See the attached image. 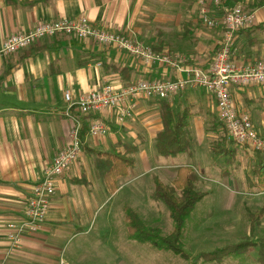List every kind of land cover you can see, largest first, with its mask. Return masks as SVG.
Masks as SVG:
<instances>
[{
  "label": "crops",
  "instance_id": "0c3cea01",
  "mask_svg": "<svg viewBox=\"0 0 264 264\" xmlns=\"http://www.w3.org/2000/svg\"><path fill=\"white\" fill-rule=\"evenodd\" d=\"M199 1L0 0V49L6 38L26 33L39 23L83 17L94 27L127 35L156 53L180 59L176 66L145 63L115 47H101L91 40L80 41L71 36L41 39L14 55H0V264H68L61 254L63 246L71 239L90 235L86 230L90 222L96 220L99 206L106 200L114 199L136 182L128 198H141V183L143 190V184L148 182L143 180L148 179L149 172L165 170L172 174L168 184L160 172L152 173L149 181L153 191L145 195L150 201L161 202L153 196L155 180L171 185L179 167L193 170L191 163L178 165L171 161L176 156L163 158L155 151V138L163 128L162 99L139 100L133 117L121 124L116 123L110 110L105 111L99 118L108 131L95 138L87 134V118L75 109L67 110L64 94L69 92L76 99L109 82L124 86L138 80L174 81L185 78L182 70L186 67L207 70L214 59L221 29H208L203 25ZM201 1L209 8L210 15L220 17L222 6L232 0ZM218 2L222 6L216 5ZM243 6L251 9L247 10L254 14L255 20L250 30L235 36L233 54L236 63L247 65L264 60V0H245ZM231 99L234 108L247 113L254 128L264 132V86L233 87ZM163 101L176 112L187 109L189 129L193 139V131L198 137V149L205 143L209 152L227 166L236 161L239 151L249 153L246 155L250 156L253 170L256 152L247 148L227 145V149L233 151L231 161L229 155L213 153L212 145L220 139L215 131H208L214 126L213 122L219 120L211 94L187 87ZM70 117L79 120L82 129H86L83 137L80 134V155L57 179L41 229L33 236H24L19 245L12 248L7 241V225L24 218L34 186L68 142ZM228 140L233 143L229 137ZM194 151L183 155L192 162ZM101 153H120L134 161L128 173L114 182L115 190H111L110 183L97 172L95 162ZM227 177V172L222 170L220 178L226 180ZM253 180L256 184L247 180L246 189L258 186L264 190L256 178ZM217 184L212 190L220 189ZM197 189L204 193L201 200L210 193V189L200 190L198 184ZM126 208L140 216L130 206L123 207L126 235L130 239ZM106 217L121 224L119 217ZM119 233L125 235L122 228ZM110 250L119 255L113 247ZM119 261L118 256L117 263L121 264Z\"/></svg>",
  "mask_w": 264,
  "mask_h": 264
},
{
  "label": "built area",
  "instance_id": "2783aa9c",
  "mask_svg": "<svg viewBox=\"0 0 264 264\" xmlns=\"http://www.w3.org/2000/svg\"><path fill=\"white\" fill-rule=\"evenodd\" d=\"M198 3L203 25L208 29H221V38L210 67L205 71L186 67L182 70L185 78L174 81L138 80L124 86L109 82L76 99L66 92L64 101L67 110L75 109L87 118L89 137L96 138L107 133L105 123L99 118L105 111L110 110L116 123L121 124L133 117L139 100H165L187 87H192L202 89L213 96L218 119L237 146L264 155V140L255 130L249 115L238 112L231 99L233 87L264 86V60L241 65L236 63L233 54L236 33L254 24V14L247 11L243 4H236L224 10L220 17H213L203 1ZM54 36H71L80 41L88 39L101 47H115L145 63L176 66L180 60L178 56L156 53L127 35L94 27L83 17L76 20L62 18L42 22L26 33L11 35L3 42L0 55H14L35 45L41 39ZM81 128L80 121L71 118L68 142L44 169L40 182L34 186L24 218L7 225V241L12 248L17 247L24 236H33L41 229L55 194L57 179L64 175L80 155Z\"/></svg>",
  "mask_w": 264,
  "mask_h": 264
},
{
  "label": "rangeland",
  "instance_id": "374dc122",
  "mask_svg": "<svg viewBox=\"0 0 264 264\" xmlns=\"http://www.w3.org/2000/svg\"><path fill=\"white\" fill-rule=\"evenodd\" d=\"M236 4L238 3L229 1L227 6H222L219 2L216 5L222 6L221 14H223L224 10ZM245 9L247 10L248 7ZM213 125L216 128L215 133L218 139L226 137L223 144L237 147L234 142L228 140L227 131L219 120L213 122ZM255 130L264 140V132L256 128ZM193 137L191 151L196 150L193 161H189L183 154L171 160L178 165H183L185 162L191 163L198 176L199 189H206V191L210 189V193H207V196L194 207L185 220L181 243L188 258L184 259L170 251L156 249L148 243H138L130 240L126 235V224L123 220V207L126 205L138 213L146 227L161 232V237L168 236L173 230L167 206L162 201L155 203L149 200V196H145L146 192L151 195L153 191L152 182L149 181L150 174L160 172L167 184L172 178V174L167 171L156 170L149 172L148 179L143 180L148 181L143 184L145 185L143 190L141 183V198L135 200L128 198L131 195V189L137 185L136 182L125 188L119 196L106 200L102 206H99L96 220L91 221L86 230L90 235L87 238L79 236L71 239L63 246L61 254L68 264H118V256L121 264L123 262L125 264H259L255 245L240 256L224 255L217 260H211L212 256H210V253L215 250L237 244L243 238H249L252 242L264 238V215L253 230L249 222L248 213L255 214L264 206V190H260L258 186L252 189L245 188L247 180L255 183L251 173L250 156L246 155L249 153L239 151L238 161L236 159L232 165L227 166L223 160L221 161L219 157L209 152L205 143L199 149L197 148L199 140L194 131ZM222 170L227 172L226 180L220 178ZM137 172L138 167L135 173ZM202 182H205L204 185ZM214 184L219 186L218 191L212 190L216 189ZM106 216L119 217L121 224L112 222ZM120 228L125 233L124 236L120 235ZM110 246L116 249L119 255L112 253Z\"/></svg>",
  "mask_w": 264,
  "mask_h": 264
},
{
  "label": "trees",
  "instance_id": "16d2710c",
  "mask_svg": "<svg viewBox=\"0 0 264 264\" xmlns=\"http://www.w3.org/2000/svg\"><path fill=\"white\" fill-rule=\"evenodd\" d=\"M233 3H244L245 0H232ZM253 6L251 5V8ZM250 30L246 28L239 32ZM237 32L236 35L239 33ZM235 35V36H236ZM160 117L162 120V130L155 138L154 148L156 153L163 157H175L180 154H190L192 144V134L189 129L188 119L190 115L186 111L176 112L170 108L163 100L160 104ZM83 128V127H82ZM80 134L86 129H82ZM216 128L210 127L209 132ZM226 137L220 138L219 142L212 145V151L215 155H229L228 160H232L233 151L227 149L225 143ZM97 172L102 178L110 183L111 190H115L117 178L123 177L128 170L133 167L134 161L120 153H101L96 160ZM252 175L256 178L258 184L264 188V155L256 152V162L252 170ZM198 177L194 171L187 166L179 167L176 178L171 185H164L155 180L154 198L162 201L169 210V216L173 224V230L168 236L161 237L157 229L148 228L140 220L137 214L130 208L125 209V219L128 226V234L131 240L138 243H148L156 249H163L180 256L188 258L187 253L181 243L182 231L185 220L194 210L196 204L204 197V193L197 189ZM251 230L258 225L259 220L264 215V206L255 214L248 213ZM256 246L259 264H264V238L256 242L249 238H243L237 244L227 245L210 253L211 260H217L224 255L240 256L245 254L251 246Z\"/></svg>",
  "mask_w": 264,
  "mask_h": 264
}]
</instances>
